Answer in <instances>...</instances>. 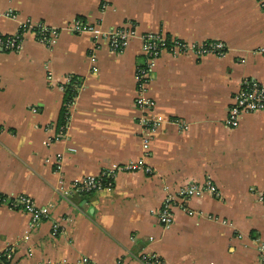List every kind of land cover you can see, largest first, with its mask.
Instances as JSON below:
<instances>
[{
    "label": "crops",
    "instance_id": "crops-1",
    "mask_svg": "<svg viewBox=\"0 0 264 264\" xmlns=\"http://www.w3.org/2000/svg\"><path fill=\"white\" fill-rule=\"evenodd\" d=\"M76 21L101 34L134 27L140 35L117 52L103 37L73 31ZM27 22L59 31L53 41L28 31L19 50L0 48V194L26 195L51 215L29 229L25 211L0 207V252L11 249L1 264H145L144 257L156 259L150 264H259L264 112L225 125L241 82L264 85L258 1L0 0V35ZM145 33L189 45L223 42L226 53H163L145 92L154 109L146 112L136 106ZM146 117L157 122L152 130ZM140 162L116 170L110 189H73L86 176ZM208 182L215 193L185 203L194 215L177 199L173 223L161 224L169 198Z\"/></svg>",
    "mask_w": 264,
    "mask_h": 264
},
{
    "label": "built area",
    "instance_id": "built-area-1",
    "mask_svg": "<svg viewBox=\"0 0 264 264\" xmlns=\"http://www.w3.org/2000/svg\"><path fill=\"white\" fill-rule=\"evenodd\" d=\"M260 4L261 10L264 13V0H257ZM104 8L107 7L105 3ZM72 30L76 32H87L94 36L95 39L103 37L109 43L112 50L122 52L128 46L130 41L140 35L137 30L132 28H120L112 29L106 33L101 34L97 27L91 24H82V22L76 21ZM32 31L39 36L40 39L47 40L48 38L53 41L58 36L59 28L48 26L45 23L32 24L27 22L19 28V30L12 35H0V48L6 51L19 50L22 44L23 36L26 32ZM101 35V36H100ZM144 42L143 51L145 53V63L140 66L136 72L137 81V98L136 106L141 110H152L154 107V101L145 96L146 86L151 80V74L153 72V65L157 58L163 53H169L172 55L188 52L192 50L199 57L206 55L223 56L226 53V47L223 42L211 41L204 42L202 44L189 45L186 42H182L179 39L172 38L162 33H145L141 35ZM264 52V50H260ZM67 81H71L68 77ZM64 88V86H61ZM148 111V112H150ZM264 112V85L260 84L256 80L245 79L241 82L239 91L234 95L232 105L229 109L228 116L225 119V125L231 128L238 127L241 118L246 114ZM142 123L147 126H151V130L157 126V122L146 118H143ZM62 129V128H61ZM63 130V129H62ZM62 132L56 138L62 137ZM145 142H148L146 138ZM140 168V164H133L125 166L122 169L132 170ZM116 170L112 169L104 171L97 176H86L83 180L74 184V191L81 194H89L94 191L102 189H110L113 185L112 178L116 174ZM204 191H211L215 193V188L208 182L207 184L200 185L197 183H191L179 197L182 200H187L189 197L202 194ZM178 198H169L159 213V220L162 225L170 226L173 222V216L171 208L173 202ZM185 205V204H184ZM0 207H7L12 210H23L29 217V229L36 228L42 221L50 218L51 211L48 207L38 206L32 198L26 195L9 196L0 194ZM183 209L193 214L186 206ZM54 233L58 230V225L54 226ZM28 238V236H26ZM11 250V249H10ZM10 250L6 252H0V264L5 257H10ZM261 261L259 264H264V244L260 246ZM156 261L155 258L144 257L145 264ZM44 264H95L87 258L81 259L78 262H47Z\"/></svg>",
    "mask_w": 264,
    "mask_h": 264
},
{
    "label": "rangeland",
    "instance_id": "rangeland-1",
    "mask_svg": "<svg viewBox=\"0 0 264 264\" xmlns=\"http://www.w3.org/2000/svg\"><path fill=\"white\" fill-rule=\"evenodd\" d=\"M151 80H152V79H151ZM151 80H150V81H151ZM149 83H150V82H149ZM148 85H149V84H148ZM148 85H147V86H148ZM147 86H146V88H147ZM154 105H155V102H154ZM153 109H154V107H153ZM147 111H150V110H146V112H147ZM148 141H149V139H148ZM144 148H145L144 156H147V151H148V148H149V144H148V142H147V143L145 142V144H144ZM133 164H138V163H130V164L125 165V166H130V165H133ZM139 164L142 165L141 162H140ZM125 166H123V167H125ZM123 167H122V168H123ZM122 168H121V166H120V167H117V166H116L114 169L121 170ZM124 170H125V169H124ZM132 170H133V169H132ZM187 187H188V186H187ZM187 187H186V188H187ZM186 188H185V189H186ZM185 189H184V190H185ZM184 190H182L181 192H183ZM181 192H180V193H181ZM196 196H199V195H196ZM172 197H177V196H172ZM178 199H180L179 202H180V201L183 202V203L181 204V209H182L183 211H185L188 215H194V214L196 213L194 210H192V209H190L188 206L184 205V204L186 203L187 200H182V198H180V197H179ZM183 206H186L189 210H191V211L193 212V214H189V212H187L186 210L183 209ZM172 216H173V215H172ZM173 219H174V218H173ZM172 223H173V222H172ZM166 227H167V226H166ZM168 227H169V226H168Z\"/></svg>",
    "mask_w": 264,
    "mask_h": 264
},
{
    "label": "trees",
    "instance_id": "trees-1",
    "mask_svg": "<svg viewBox=\"0 0 264 264\" xmlns=\"http://www.w3.org/2000/svg\"><path fill=\"white\" fill-rule=\"evenodd\" d=\"M72 92H73L72 89L69 88V89L67 90V92H66L67 97L71 96V95H72Z\"/></svg>",
    "mask_w": 264,
    "mask_h": 264
}]
</instances>
